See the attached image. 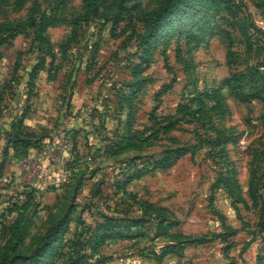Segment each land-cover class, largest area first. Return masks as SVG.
<instances>
[{"label": "rangeland", "instance_id": "rangeland-1", "mask_svg": "<svg viewBox=\"0 0 264 264\" xmlns=\"http://www.w3.org/2000/svg\"><path fill=\"white\" fill-rule=\"evenodd\" d=\"M161 1L0 0V137L26 112L40 141L0 179V259L31 252L73 205L19 264H264V94L224 84L264 64V0H184L148 33ZM221 87L222 110L185 112ZM104 214L122 226L95 251Z\"/></svg>", "mask_w": 264, "mask_h": 264}, {"label": "trees", "instance_id": "trees-1", "mask_svg": "<svg viewBox=\"0 0 264 264\" xmlns=\"http://www.w3.org/2000/svg\"><path fill=\"white\" fill-rule=\"evenodd\" d=\"M101 0H85L86 7L91 12H97L98 4ZM121 3L128 2L131 0H116ZM185 6L184 0H162L160 6L153 12L149 14L151 22L148 27V33H153L157 30L158 26L161 22L168 17L170 14L176 12L177 10L181 9ZM44 24L42 26L47 27L48 22L46 20H42ZM37 18L31 17L30 26H36ZM20 26L16 27H7L8 31H18ZM36 68L32 70L30 76L35 75ZM224 84L235 92V95L241 100H251L254 98L262 97L264 94V64L263 65H256V66H249L243 71H239L236 73H232L230 77H228ZM222 88L212 90L211 92H204L201 93V97L205 100L214 101V106L209 107L205 100H202L196 109L185 108V112L188 115L193 114V119H198L200 116L198 113H203L204 109H218V111L222 110L224 107L225 97L222 94ZM183 112L182 108L179 109L177 112V116L171 117V126L178 122L181 117V113ZM26 112L22 113L19 117L18 124L13 123L15 119H12V126L10 128L3 130V135L5 139V145L3 146L2 153L3 159L0 162V179L3 178L8 165L11 162V159H19L23 155L29 153L30 149L33 147H38L40 145L39 138L36 140L33 139L34 134L32 132H28L25 127V118ZM194 121V120H193ZM17 125V126H16ZM16 127V128H14ZM14 128V130H13ZM16 129V130H15ZM67 145H70V150H75V144H69V141H66ZM179 157V154H176L175 158H168L164 159L163 161L159 162L161 167H167L174 162L175 159ZM137 176V175H136ZM134 177H130V180L134 179ZM63 178V176H62ZM125 180L124 184L128 183L129 181ZM62 181V180H61ZM74 206L70 205L66 210V216L68 212L74 211ZM109 214H104L105 222L104 224L98 223L94 228H92L91 236L86 241L87 244H90L93 250H97V248L103 244L104 242L108 241L110 238H113L116 234H114V230L116 226H122V224H110L111 222L114 223V220H122L120 218L111 217ZM60 218L55 224L49 228L41 242L37 244V246L29 253L24 251H18L16 245L11 247V254H4L0 259V264H19L22 262H29L36 258L42 257L49 246V243L55 238V241L59 239V235H62L65 231V226H67L69 220L67 217ZM116 222V221H115ZM16 227V226H15ZM109 228V229H108ZM18 227L16 228V230ZM112 229V230H111ZM18 231V230H17ZM105 231V232H104ZM56 234V235H55ZM94 251V252H95ZM166 253V252H165ZM164 253V254H165ZM161 254V256H164ZM83 256L77 258L76 260H72L71 264H87L82 263ZM40 264V262H39Z\"/></svg>", "mask_w": 264, "mask_h": 264}, {"label": "crops", "instance_id": "crops-1", "mask_svg": "<svg viewBox=\"0 0 264 264\" xmlns=\"http://www.w3.org/2000/svg\"><path fill=\"white\" fill-rule=\"evenodd\" d=\"M1 136L2 137H0V144H1L0 148L3 149V146L5 145V139H4V135L3 134ZM2 159H3V153L1 151L0 162L2 161ZM127 263H129V264L130 263H133V264H140V263H144V264H170L171 263V257L168 256L161 263L160 262L158 263L155 260H151V259H148V258L140 257V256L137 255L135 257L129 258Z\"/></svg>", "mask_w": 264, "mask_h": 264}, {"label": "built area", "instance_id": "built-area-1", "mask_svg": "<svg viewBox=\"0 0 264 264\" xmlns=\"http://www.w3.org/2000/svg\"><path fill=\"white\" fill-rule=\"evenodd\" d=\"M62 178L59 179V181L61 180Z\"/></svg>", "mask_w": 264, "mask_h": 264}]
</instances>
